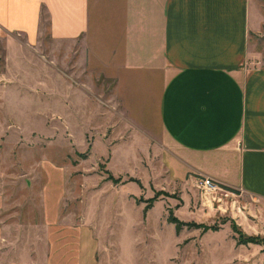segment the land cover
Listing matches in <instances>:
<instances>
[{"label":"rangeland","instance_id":"rangeland-1","mask_svg":"<svg viewBox=\"0 0 264 264\" xmlns=\"http://www.w3.org/2000/svg\"><path fill=\"white\" fill-rule=\"evenodd\" d=\"M250 1L262 20L249 36L250 59L264 63V0ZM47 24L43 18L45 34L35 46L13 33L1 42L4 247L45 254L42 191L49 174V189L65 192V220L92 228L103 264H264V200L219 185L206 189L199 176L171 181L159 107L147 118L128 112L111 94L114 82L79 63L77 43L51 40ZM159 192L166 194L145 213V200ZM168 208L216 229L177 233ZM32 257L44 264L41 255Z\"/></svg>","mask_w":264,"mask_h":264},{"label":"crops","instance_id":"crops-1","mask_svg":"<svg viewBox=\"0 0 264 264\" xmlns=\"http://www.w3.org/2000/svg\"><path fill=\"white\" fill-rule=\"evenodd\" d=\"M43 18L51 40L77 43L79 63L114 82L111 94L128 112L147 118L159 107L171 181L207 177L264 200V63L249 49L262 20L250 0H0V53L6 33L39 44ZM58 188L49 189L48 174L45 254L4 247L0 191V264H37L34 255L44 264H103L92 228L65 220Z\"/></svg>","mask_w":264,"mask_h":264},{"label":"trees","instance_id":"trees-1","mask_svg":"<svg viewBox=\"0 0 264 264\" xmlns=\"http://www.w3.org/2000/svg\"><path fill=\"white\" fill-rule=\"evenodd\" d=\"M110 177L114 178L113 174H111ZM132 180H135V181L141 183L140 180H138V179H132ZM221 187L228 189V190H231V191H235V188H232L230 186L221 185ZM162 194H166V192L156 193L153 197L145 200V202H146V206L144 208L145 213L154 206L155 202L160 199V196ZM168 213H169L168 214V222L173 223L175 225L177 233H180L184 229V227H187V226H195L197 228H203L204 231H208L209 229H216V228H212L211 226L208 227L204 224H193V223L186 222V221L178 218L174 214L172 208H168Z\"/></svg>","mask_w":264,"mask_h":264},{"label":"built area","instance_id":"built-area-1","mask_svg":"<svg viewBox=\"0 0 264 264\" xmlns=\"http://www.w3.org/2000/svg\"><path fill=\"white\" fill-rule=\"evenodd\" d=\"M201 184L204 188L212 190V189H216L218 188V184L215 183L213 180H211L210 178H202L201 179Z\"/></svg>","mask_w":264,"mask_h":264}]
</instances>
